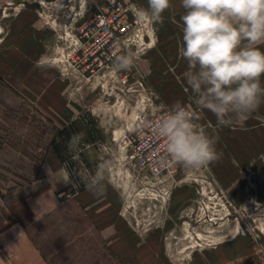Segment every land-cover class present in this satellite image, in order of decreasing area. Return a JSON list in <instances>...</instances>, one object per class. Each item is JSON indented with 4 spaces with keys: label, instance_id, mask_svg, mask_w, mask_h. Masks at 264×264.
<instances>
[{
    "label": "rangeland",
    "instance_id": "374dc122",
    "mask_svg": "<svg viewBox=\"0 0 264 264\" xmlns=\"http://www.w3.org/2000/svg\"><path fill=\"white\" fill-rule=\"evenodd\" d=\"M106 1L0 0V194L34 191L58 138L75 186L55 213L30 228L50 264H264V103L227 127L195 110L183 76L150 74L147 55L158 32L147 21L135 30L143 45L130 71L78 79L69 53L78 28ZM41 57L46 70L35 66ZM68 81L79 107L62 116L56 88ZM177 100L218 137L222 158L199 170L174 163L151 175L135 156L132 135L141 120L146 124ZM79 131L86 133L82 148L69 153L67 141ZM101 163L108 175L97 202L104 214L117 212L113 237L103 236L73 197L84 185L80 177Z\"/></svg>",
    "mask_w": 264,
    "mask_h": 264
},
{
    "label": "clouds",
    "instance_id": "9594fccd",
    "mask_svg": "<svg viewBox=\"0 0 264 264\" xmlns=\"http://www.w3.org/2000/svg\"><path fill=\"white\" fill-rule=\"evenodd\" d=\"M185 10L180 17L182 40L178 49L186 61L184 84L195 110L208 111L220 127L243 120L264 103V0H180ZM172 0H147V7H135L140 22L163 24V13ZM37 68L50 67L44 57ZM134 54L114 53L112 70L130 71ZM26 131V130H25ZM154 133L163 139L166 158L186 169L199 170L219 162L218 137L200 123L195 111L175 101L165 112ZM86 133H73L66 144L69 153H78ZM108 169L99 164L88 176H81L86 189L96 197L106 192ZM73 184L70 175L62 177ZM75 185L73 184V187Z\"/></svg>",
    "mask_w": 264,
    "mask_h": 264
},
{
    "label": "crops",
    "instance_id": "0c3cea01",
    "mask_svg": "<svg viewBox=\"0 0 264 264\" xmlns=\"http://www.w3.org/2000/svg\"><path fill=\"white\" fill-rule=\"evenodd\" d=\"M132 1L147 7V0ZM184 11L180 0H172V6L162 14L163 24H155L158 32L157 45L147 55L152 61L149 67L152 76H159L164 72L168 76H184L187 70L186 61L178 52L183 28L180 17ZM164 61L166 69L162 64ZM56 89L61 98L60 108L63 109V113H59L64 116L70 107L73 110L69 113L78 112L79 102L72 99L73 83L61 82ZM69 119L76 120L77 115H72ZM65 172L68 173L63 161L52 148L48 150L37 174L40 177V185L34 191L22 193L14 198L0 194V264H50L36 245L30 228L61 207L63 198H60L59 194L67 193L71 186V183L62 182ZM73 197L95 220L103 236L113 237L119 233L117 227H120V221L117 212L104 214L97 202L98 199L101 200L100 197L94 196L86 187L77 191Z\"/></svg>",
    "mask_w": 264,
    "mask_h": 264
},
{
    "label": "built area",
    "instance_id": "2783aa9c",
    "mask_svg": "<svg viewBox=\"0 0 264 264\" xmlns=\"http://www.w3.org/2000/svg\"><path fill=\"white\" fill-rule=\"evenodd\" d=\"M136 4L130 0H107L97 15L78 28L75 48L69 53V67L78 79L92 80L112 72L114 53L139 54L143 40L135 30L140 25L134 15ZM134 48V51L132 49ZM166 111L148 120H141L132 135L135 156L149 171L160 176L169 171L174 162L166 158L164 141L154 133L157 122ZM146 125V126H145ZM65 193H60L63 198Z\"/></svg>",
    "mask_w": 264,
    "mask_h": 264
},
{
    "label": "trees",
    "instance_id": "16d2710c",
    "mask_svg": "<svg viewBox=\"0 0 264 264\" xmlns=\"http://www.w3.org/2000/svg\"><path fill=\"white\" fill-rule=\"evenodd\" d=\"M68 134H69V133H68ZM61 135H62V134H61ZM62 136H64V134H63ZM69 136H70V135H69ZM52 147H54V149L58 152V154H59L61 160L64 161V156H63L62 146H61L60 140H59L58 138L54 141V143L52 144ZM84 188H85V186L83 185V186L80 187V190H83ZM80 190H79V191H80ZM36 245H37V244H36ZM39 249L41 250V252L43 253L44 257H45L46 260H47V254L45 253V251H44L41 247H39ZM87 264H89V263H87Z\"/></svg>",
    "mask_w": 264,
    "mask_h": 264
},
{
    "label": "water",
    "instance_id": "95a60500",
    "mask_svg": "<svg viewBox=\"0 0 264 264\" xmlns=\"http://www.w3.org/2000/svg\"><path fill=\"white\" fill-rule=\"evenodd\" d=\"M132 51H134V48L132 49Z\"/></svg>",
    "mask_w": 264,
    "mask_h": 264
}]
</instances>
